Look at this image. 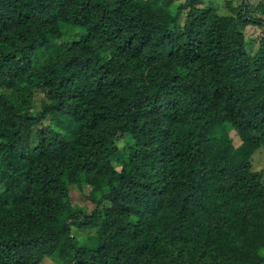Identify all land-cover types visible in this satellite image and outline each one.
Masks as SVG:
<instances>
[{
  "label": "trees",
  "instance_id": "1",
  "mask_svg": "<svg viewBox=\"0 0 264 264\" xmlns=\"http://www.w3.org/2000/svg\"><path fill=\"white\" fill-rule=\"evenodd\" d=\"M246 1L0 0V264H264V0Z\"/></svg>",
  "mask_w": 264,
  "mask_h": 264
},
{
  "label": "rangeland",
  "instance_id": "2",
  "mask_svg": "<svg viewBox=\"0 0 264 264\" xmlns=\"http://www.w3.org/2000/svg\"><path fill=\"white\" fill-rule=\"evenodd\" d=\"M232 2L233 6H239L242 4L244 0H205L204 5L205 6H215L220 13L222 14H230L232 13L229 2ZM260 0H247V5L249 6V10L251 14L259 15L260 11L257 10L255 7L259 3ZM249 34H253L256 36L262 37L264 36V26L256 25V24H249L247 28ZM77 31L75 28H71L68 30V37L61 39L60 42L66 41L68 38L71 39L73 37V34ZM47 51H45L44 48L40 49L38 51V57L45 56ZM1 90V89H0ZM45 100V96L42 92L37 93L36 95V107L41 108ZM230 135L233 138L235 146H238L241 144L242 139L240 138L239 134L237 133L235 128H231ZM120 145H124L122 141L119 142ZM124 149V147H123ZM14 160L16 158L14 157ZM251 161L253 163V169L263 171L264 173V145L260 146L253 154ZM10 179L8 177H5L4 179L0 180V190H3L7 187L9 184ZM71 194H72V200L75 203H79L83 206H88L89 208H92V205L89 204L88 200L85 198L83 193V190L79 186H72L71 187ZM14 197V196H13ZM76 230V239L80 243H87V244H94L95 237L94 233H92V229L89 227H74ZM75 233V231H74ZM41 264H64V261L61 260L57 255H48L46 256Z\"/></svg>",
  "mask_w": 264,
  "mask_h": 264
}]
</instances>
